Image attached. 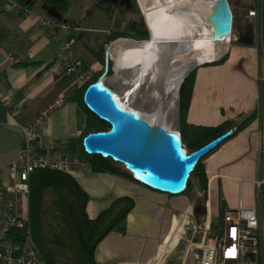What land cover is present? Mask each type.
<instances>
[{
	"label": "crops",
	"instance_id": "0c3cea01",
	"mask_svg": "<svg viewBox=\"0 0 264 264\" xmlns=\"http://www.w3.org/2000/svg\"><path fill=\"white\" fill-rule=\"evenodd\" d=\"M93 1L84 0L92 8ZM174 1L177 0H135V5L146 15L147 11ZM6 4L7 0H0V166L4 170L1 181L9 180L11 164L27 147L26 126L56 100L65 101L51 114L39 138L65 154L74 155L80 154L79 141L87 131L86 113L73 100L78 86L76 79L59 74L62 67L57 53L61 39L29 16L6 12ZM131 6L124 7L129 10ZM72 9L73 3L67 22L76 37L80 72L89 79L106 64L98 56L99 47L114 27L96 28L87 24L93 9L85 22L81 20L86 17L79 20L78 11ZM251 10L257 9L247 8L242 33L237 35L240 41L228 47L223 55L226 58L198 65L190 78L192 95L187 121L220 128L210 133L209 142L229 131L226 128L230 123H234L231 129L237 128L229 139L202 158L206 185L199 182L191 192L170 194L111 173L74 172L85 190L98 196L97 203L102 201L99 207L94 205L93 213L89 211L93 218L121 196H130L135 202L125 230L113 231L97 247L96 258L100 263L184 264L193 256L196 264L200 255L198 245L203 240L199 231L202 221L218 220L227 210L240 206L257 210V233L261 261L264 260V183L260 182L264 179L263 35L260 34L255 45L259 33L256 24L262 22L259 15H250ZM101 11L104 13L101 20L108 19L107 12ZM249 20L253 23L251 26H248ZM98 31L104 32V39L95 34ZM83 32L91 34L90 45L80 40ZM247 36L250 41L243 39ZM7 96L13 103L24 106L19 117H14L4 105L3 99ZM245 120L247 124L239 129ZM34 145L38 147L37 142ZM26 205L30 207L29 200Z\"/></svg>",
	"mask_w": 264,
	"mask_h": 264
},
{
	"label": "trees",
	"instance_id": "16d2710c",
	"mask_svg": "<svg viewBox=\"0 0 264 264\" xmlns=\"http://www.w3.org/2000/svg\"><path fill=\"white\" fill-rule=\"evenodd\" d=\"M14 1L20 4L23 9L30 11H34L32 7L38 3L37 0H32L28 4L27 0ZM73 1L40 0L41 10L38 13H47L43 6L53 7L63 16V21L67 22V15ZM96 3L101 10L107 12L109 18L117 11L118 5L114 3L105 2L104 0H97ZM260 4L259 10L262 8V3ZM131 5L128 10L130 13L133 11H139L138 13H140L135 5V0H132ZM18 15L21 17L27 16L23 12H19ZM120 17L125 18V15ZM127 24L132 32L131 34L126 31H112L108 34L106 42L100 45L98 56L101 60L106 61V45L120 37L129 36L136 40L150 38L149 31L140 27L138 19L129 18ZM117 26H120L119 23ZM192 73L193 71L181 88V117L183 141L188 145L190 151H195L209 142L212 137L211 132L214 133L215 130H220V128L195 125L187 121V110L192 95L190 79ZM102 74L103 71H100L89 78L86 84H82L83 86H77L73 97V100L78 102L86 113V135L90 132L105 131L110 128V125L93 114L84 102L87 87L100 79ZM247 122L248 120H245L239 126V129L243 128ZM233 125L234 123H230L226 129L230 128L229 130H232ZM83 138L79 141V155L90 164L93 172L111 173L125 179L134 180L124 166L113 160V158H105L100 154H88L83 146ZM74 172L76 171L37 169L32 173L31 195L29 198L32 235L40 254L47 264H102L96 258L97 247L113 231L125 230L127 217L135 202L130 196H121L109 208L101 211L97 217L93 218L88 210L89 193L76 179ZM192 176L195 186L199 182H204L206 185L202 160L198 163ZM17 233L18 237L22 238L24 236L22 231L18 230ZM261 264H264V260L261 261Z\"/></svg>",
	"mask_w": 264,
	"mask_h": 264
},
{
	"label": "built area",
	"instance_id": "2783aa9c",
	"mask_svg": "<svg viewBox=\"0 0 264 264\" xmlns=\"http://www.w3.org/2000/svg\"><path fill=\"white\" fill-rule=\"evenodd\" d=\"M260 3L261 10H251L250 15L261 14L263 18L264 0H260ZM5 10L11 14H27L61 39V47L57 53V60L62 67L60 75L74 77L78 86L88 80L87 75L80 72L81 63L75 53L76 39L63 20H56L48 13L25 10L14 0L8 1ZM262 52L264 55V39ZM64 101L62 98L56 100L26 126L27 147L11 164L9 180L1 181L4 170L0 166V264H47L33 238L30 207L26 205L31 195L32 173L37 169L76 172L91 170L90 164L79 154H65L53 144L45 143L39 138L49 123L51 114ZM3 103L14 117H19L24 112V106L13 103L10 96L5 97ZM236 130L237 128L232 129L231 133L234 134ZM262 137L264 164V131ZM35 142L38 147H35ZM260 182L264 183V179ZM258 226L257 210L242 206L236 210H227L218 220L209 218L202 222L199 231L203 234V240L199 244L198 263L261 264ZM18 230L24 232L22 238L18 237Z\"/></svg>",
	"mask_w": 264,
	"mask_h": 264
},
{
	"label": "bare ground",
	"instance_id": "6f19581e",
	"mask_svg": "<svg viewBox=\"0 0 264 264\" xmlns=\"http://www.w3.org/2000/svg\"><path fill=\"white\" fill-rule=\"evenodd\" d=\"M146 14L151 38L116 48L117 74L107 83L124 111L175 128L178 85L230 40L232 11L226 0H177Z\"/></svg>",
	"mask_w": 264,
	"mask_h": 264
},
{
	"label": "water",
	"instance_id": "95a60500",
	"mask_svg": "<svg viewBox=\"0 0 264 264\" xmlns=\"http://www.w3.org/2000/svg\"><path fill=\"white\" fill-rule=\"evenodd\" d=\"M31 1L27 0V4ZM104 1L128 7L132 4V0ZM226 2L228 4L227 0ZM43 7L53 18L64 20L55 8ZM123 41L139 43L147 40L120 37L107 46L106 73L89 84L84 94V102L88 109L107 122L110 128L84 136V149L88 154H100L120 162L132 179L152 189L170 194L191 192L195 188L192 173L198 163L233 134L229 130L195 151H190L183 141L181 88L191 70L178 85L175 128L124 111L115 98L114 89L108 85L106 76L110 60L115 57L116 48Z\"/></svg>",
	"mask_w": 264,
	"mask_h": 264
},
{
	"label": "rangeland",
	"instance_id": "374dc122",
	"mask_svg": "<svg viewBox=\"0 0 264 264\" xmlns=\"http://www.w3.org/2000/svg\"><path fill=\"white\" fill-rule=\"evenodd\" d=\"M227 1H228V6H229V8L232 11V29H231L232 32L230 31V40L229 41L219 40L218 43H217L216 56H215L214 60L213 61L204 62L203 64L209 63V62H216V61L221 60L225 56V54H226V52L228 50V47L231 44H235V43L240 41L241 37L239 38L237 35H240L242 33L243 20H244L247 8H250L252 6V7H255L257 10H259L260 9V5H261L260 4V0H227ZM37 2L38 3L35 6H33L32 8L34 10L40 11L41 10L40 9V0H37ZM93 5L94 6L92 8V7H90L89 3L88 2L85 3L84 0H74L73 1V9L78 11V13H79V15L76 16V17H78L79 20H80L81 18L86 17L87 14L89 15L90 11L93 9L92 19L87 24H89L91 26H95L96 28H105L103 26H106V27L109 26L111 28L114 27L113 31H121V32L122 31H124V32L126 31L129 34H131L132 32L128 28L127 21L129 20V18H136V19H138L140 21V27L141 28L143 27L144 29L149 31L150 38H151L152 33L150 32L151 30H150L149 25H148L147 14L144 15V14H141V12L138 13L139 11L138 12L133 11L132 13H130L128 11V8L124 7L126 5H123V6L122 5L121 6L118 5L116 13H114L111 18L108 17V19H107L105 17V20L104 19L101 20L100 17L103 16L102 14H104L103 11H101L100 7L97 5L96 0H95V3L93 1ZM121 15H125V18L124 17L123 18L120 17ZM118 18H119V20H118ZM89 19L90 18L87 16L86 18L82 19L81 21L85 22L86 20H89ZM113 19H114V23L112 22ZM253 19L254 18H252V20ZM259 21L262 22V24H256V28H257L259 33H258V35L256 37L257 38L256 41L254 42L255 45H258V43H259L258 39L260 38V34L263 35V39H264V33H263L264 32V30H263L264 29V15H263V18H261V14L259 15ZM63 22H65V21H63ZM65 23H66L67 26L70 25L69 24L70 22H65ZM118 23H119L120 26H117ZM252 24L253 23L249 20L248 26H251ZM118 27L120 28V30H119ZM69 28L71 29V26H69ZM261 29L263 31L262 33H261ZM95 34L97 36H101V39H104L103 38L104 37V35H103L104 32L100 33V31H98ZM89 35H91V34L88 33V32H83V36L80 38V40L81 41H86V43L88 45H90L91 44V41H90L91 38H89ZM73 37L76 39L75 36H73ZM127 37H129V36H127ZM129 38H133V37H129ZM133 39H135V38H133ZM149 39H146V40H149ZM243 39L246 40V41H250L251 40V38L249 36L244 37ZM138 41H140V40H138ZM110 44L106 45V47H105L106 51H107V46L110 45ZM76 57H78V56L76 55ZM109 64H110V72L106 74L107 79L111 78V77H113V76H115L117 74V64H116L115 60L111 59ZM198 65H200V64H198ZM196 67H193L191 72L194 71V69ZM101 69L103 71L102 76H104V74L106 73V70H107V63L103 64V67H101ZM87 81L88 80L86 79V81L83 84H86ZM78 176H80V174H78ZM133 182H135L137 184H140L139 182H137L135 180H133ZM89 196H90V198H89L88 210L91 213H93V211L95 210L94 205L99 207V205L102 203V201H99L100 203L99 202L97 203L96 198L98 196L96 194L92 193V192L89 194ZM89 206H90V208H89ZM98 209H100V208H98ZM205 221L206 220H204L202 222H205ZM198 247H199V245H198ZM192 254H193V252H192ZM184 264H195L194 257L190 256L188 259H186ZM196 264H199L198 263V259H197Z\"/></svg>",
	"mask_w": 264,
	"mask_h": 264
},
{
	"label": "snow or ice",
	"instance_id": "6c2138e0",
	"mask_svg": "<svg viewBox=\"0 0 264 264\" xmlns=\"http://www.w3.org/2000/svg\"><path fill=\"white\" fill-rule=\"evenodd\" d=\"M235 230H233V232H234ZM233 254H234V250H233Z\"/></svg>",
	"mask_w": 264,
	"mask_h": 264
}]
</instances>
